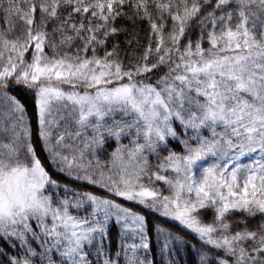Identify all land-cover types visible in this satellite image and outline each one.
Masks as SVG:
<instances>
[{
  "label": "snow or ice",
  "instance_id": "6c2138e0",
  "mask_svg": "<svg viewBox=\"0 0 264 264\" xmlns=\"http://www.w3.org/2000/svg\"><path fill=\"white\" fill-rule=\"evenodd\" d=\"M5 166L0 264H264V0H0Z\"/></svg>",
  "mask_w": 264,
  "mask_h": 264
},
{
  "label": "clouds",
  "instance_id": "9594fccd",
  "mask_svg": "<svg viewBox=\"0 0 264 264\" xmlns=\"http://www.w3.org/2000/svg\"><path fill=\"white\" fill-rule=\"evenodd\" d=\"M22 181L23 177H17L11 173V166L0 168V188L3 189L6 197L9 193V189L12 188L15 190L16 184Z\"/></svg>",
  "mask_w": 264,
  "mask_h": 264
},
{
  "label": "trees",
  "instance_id": "16d2710c",
  "mask_svg": "<svg viewBox=\"0 0 264 264\" xmlns=\"http://www.w3.org/2000/svg\"><path fill=\"white\" fill-rule=\"evenodd\" d=\"M144 27H146V26L145 25H141V28H144ZM120 39L123 40V37H120ZM129 206H131V205H129ZM149 219H151V217H149ZM173 223H175V222H173ZM111 231L114 233L116 231V227L112 226Z\"/></svg>",
  "mask_w": 264,
  "mask_h": 264
}]
</instances>
